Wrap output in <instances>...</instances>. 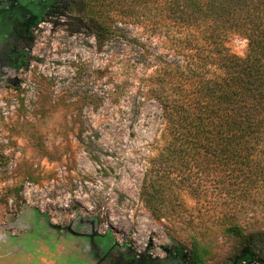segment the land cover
Wrapping results in <instances>:
<instances>
[{
    "label": "rangeland",
    "instance_id": "374dc122",
    "mask_svg": "<svg viewBox=\"0 0 264 264\" xmlns=\"http://www.w3.org/2000/svg\"><path fill=\"white\" fill-rule=\"evenodd\" d=\"M21 1L38 20L15 42L12 75L0 76V264H189L193 248L203 264H259L239 253L224 215L235 213L246 232L264 230V195L234 209L216 193L198 205L183 193L191 225L145 206L166 122L146 92L152 71L137 62L138 48L124 40L98 49L69 0ZM129 8L107 10L128 39L165 48L162 32ZM227 47L244 56L247 41L233 34Z\"/></svg>",
    "mask_w": 264,
    "mask_h": 264
},
{
    "label": "trees",
    "instance_id": "16d2710c",
    "mask_svg": "<svg viewBox=\"0 0 264 264\" xmlns=\"http://www.w3.org/2000/svg\"><path fill=\"white\" fill-rule=\"evenodd\" d=\"M136 3L141 10L134 12ZM162 32L165 48L128 39L113 10ZM67 8L96 41H126L138 48L146 92L166 122L165 144L150 161L141 198L155 218L193 224L183 193L203 204L216 193L221 205L254 204L264 195V0H69ZM82 9V13L80 10ZM86 18V19H85ZM247 41L244 56L231 53V35ZM160 49V48H159ZM139 106L131 109L133 118ZM215 197V198H216ZM200 214V212L198 213ZM224 232L240 240L239 253L264 264V230L246 232L235 213ZM189 264H203L196 248Z\"/></svg>",
    "mask_w": 264,
    "mask_h": 264
},
{
    "label": "flooded vegetation",
    "instance_id": "af4514ba",
    "mask_svg": "<svg viewBox=\"0 0 264 264\" xmlns=\"http://www.w3.org/2000/svg\"><path fill=\"white\" fill-rule=\"evenodd\" d=\"M26 1L0 0V76L12 75L6 72L10 67H15L14 57L15 42L21 41L29 32L37 19L27 17ZM30 12V11H29ZM17 49V47H16ZM20 51V49H17ZM8 67L5 71L3 68ZM1 80V79H0ZM162 261L149 262L136 261V264H161Z\"/></svg>",
    "mask_w": 264,
    "mask_h": 264
}]
</instances>
